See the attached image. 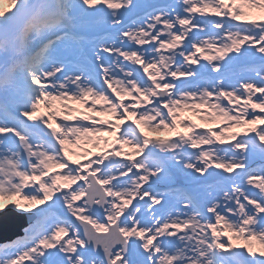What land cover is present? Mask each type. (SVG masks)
Here are the masks:
<instances>
[{
	"label": "snow or ice",
	"instance_id": "6c2138e0",
	"mask_svg": "<svg viewBox=\"0 0 264 264\" xmlns=\"http://www.w3.org/2000/svg\"><path fill=\"white\" fill-rule=\"evenodd\" d=\"M9 3L0 264H264V0Z\"/></svg>",
	"mask_w": 264,
	"mask_h": 264
},
{
	"label": "rangeland",
	"instance_id": "374dc122",
	"mask_svg": "<svg viewBox=\"0 0 264 264\" xmlns=\"http://www.w3.org/2000/svg\"><path fill=\"white\" fill-rule=\"evenodd\" d=\"M0 8H3L6 12L11 8V5L9 3L8 0H6L5 2L3 1V4L0 5ZM187 116L186 114H190L191 113V117L190 118H186L184 116ZM181 114L182 118L183 116L186 118H184L185 120H192V121H195L196 123L198 124H201L202 126L204 127H213V128H216L217 127V124L215 123H206L200 115L194 113V112H191V111H185ZM61 115H63V113L61 112ZM103 119H113V117H111L110 115H104L102 116ZM185 129L183 128V126H181L180 130L179 131H184ZM149 135L151 136H155V135H164V136H175V133H172V132H165V133H149ZM96 137H93V140L91 142H82L81 146L79 147H75L72 149V151L74 152V154L72 155L73 156V159H79L81 160L82 162H84V155H83V152L87 149H89V153H90V150H97V151H101V150H105L108 145H106L104 142H102V146L101 144L99 143V146H97L96 144ZM115 137H112V136H109V140H114ZM72 146H70L71 148ZM130 148L128 146H125V151H129ZM59 169H54V171H56ZM18 221H19V224H24V218L21 217V218H18ZM20 228L17 227L15 228L13 231H11L10 233H16Z\"/></svg>",
	"mask_w": 264,
	"mask_h": 264
},
{
	"label": "bare ground",
	"instance_id": "6f19581e",
	"mask_svg": "<svg viewBox=\"0 0 264 264\" xmlns=\"http://www.w3.org/2000/svg\"><path fill=\"white\" fill-rule=\"evenodd\" d=\"M3 1L5 2L6 0H0V5L3 4ZM9 1V0H8ZM5 242V241H4Z\"/></svg>",
	"mask_w": 264,
	"mask_h": 264
}]
</instances>
